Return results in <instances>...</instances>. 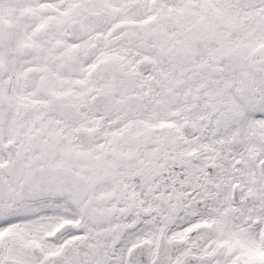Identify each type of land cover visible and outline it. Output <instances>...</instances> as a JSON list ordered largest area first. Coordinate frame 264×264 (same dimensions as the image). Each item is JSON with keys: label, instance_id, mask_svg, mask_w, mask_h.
Masks as SVG:
<instances>
[{"label": "snow or ice", "instance_id": "6c2138e0", "mask_svg": "<svg viewBox=\"0 0 264 264\" xmlns=\"http://www.w3.org/2000/svg\"><path fill=\"white\" fill-rule=\"evenodd\" d=\"M0 264H264V0H0Z\"/></svg>", "mask_w": 264, "mask_h": 264}]
</instances>
